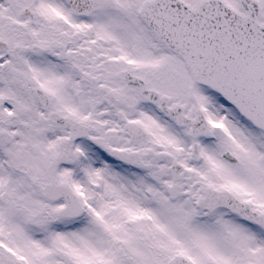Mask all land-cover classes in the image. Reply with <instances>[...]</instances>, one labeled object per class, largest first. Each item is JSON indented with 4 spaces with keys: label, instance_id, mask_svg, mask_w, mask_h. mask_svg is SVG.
<instances>
[{
    "label": "snow or ice",
    "instance_id": "snow-or-ice-1",
    "mask_svg": "<svg viewBox=\"0 0 264 264\" xmlns=\"http://www.w3.org/2000/svg\"><path fill=\"white\" fill-rule=\"evenodd\" d=\"M0 264H264V0H0Z\"/></svg>",
    "mask_w": 264,
    "mask_h": 264
}]
</instances>
